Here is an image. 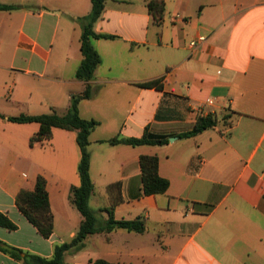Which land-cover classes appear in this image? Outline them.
Here are the masks:
<instances>
[{
  "label": "crops",
  "instance_id": "0c3cea01",
  "mask_svg": "<svg viewBox=\"0 0 264 264\" xmlns=\"http://www.w3.org/2000/svg\"><path fill=\"white\" fill-rule=\"evenodd\" d=\"M148 1L106 0L94 30L114 37L91 38L101 63L79 105L82 118L98 121L88 145L90 207L101 224L111 209L145 231L91 234L66 252V264H264V0H165L161 23ZM0 3L14 6L0 10V213L18 225H0V240L51 258L83 219L70 201L81 183L77 132L54 127L50 139L31 143L40 124L9 117L64 114L85 90L74 20L91 12L92 0ZM209 114L215 127L181 136ZM117 135L168 141L107 142ZM141 155L158 156L166 192L143 193ZM39 175L54 215L49 238L17 205ZM0 264L23 262L0 249Z\"/></svg>",
  "mask_w": 264,
  "mask_h": 264
},
{
  "label": "trees",
  "instance_id": "16d2710c",
  "mask_svg": "<svg viewBox=\"0 0 264 264\" xmlns=\"http://www.w3.org/2000/svg\"><path fill=\"white\" fill-rule=\"evenodd\" d=\"M106 0H92L91 12L77 18L82 26L81 51L82 61L77 70V76L87 82L85 90L80 94H74L71 97L67 112L59 114L53 110L50 113L39 115L21 114L11 116L9 119L14 122H37L40 124L39 131L31 138V143L39 140H47L52 136L54 127L64 128L77 132V142L81 149V159L78 164V173L81 183L78 186H72L70 190V201L82 214V223L74 238L55 246L54 254L51 258H46L37 254L28 253L24 250L8 246L0 240V249L10 254L13 258L21 260L23 264H66L65 255L71 248L79 247L85 238L91 234L110 232L115 228H124L128 231L143 232L145 226L140 220H116L113 211L110 209V218L106 224L99 223L97 211L90 207V197L94 191V182L90 174L91 155L88 150L90 143V134L98 125L95 119H84L80 116L79 105L84 99L92 95L90 81L94 77L95 71L101 63V56L97 49L92 45L93 37H114L111 34L97 33L94 30V24L101 17L105 9ZM149 13L156 23H161L164 11L165 0H149L147 3ZM13 5L0 3V10L13 9ZM146 85L154 84L147 82ZM218 124V118L212 114L199 116L192 130L183 133L182 137L195 136L208 128L215 127ZM168 140L164 138H152L145 135L142 138H121L118 135L107 140L112 145L129 144L138 146L142 144H164ZM140 169L142 178L143 193L146 195L164 193L168 190L170 182L167 178L159 174V158L157 155H141ZM17 205L22 213L32 222L45 237L49 238L54 232V215L50 207L49 193L47 190L46 179L39 175L33 190L22 189L17 196ZM0 225L9 230H16L18 225L9 217L0 213ZM94 264H119L106 259L99 258L93 261Z\"/></svg>",
  "mask_w": 264,
  "mask_h": 264
},
{
  "label": "built area",
  "instance_id": "2783aa9c",
  "mask_svg": "<svg viewBox=\"0 0 264 264\" xmlns=\"http://www.w3.org/2000/svg\"><path fill=\"white\" fill-rule=\"evenodd\" d=\"M203 39H205L204 36H200V37H199V40H203ZM197 43H198V41H196V40H195V41H192V42H191V46H195Z\"/></svg>",
  "mask_w": 264,
  "mask_h": 264
},
{
  "label": "rangeland",
  "instance_id": "374dc122",
  "mask_svg": "<svg viewBox=\"0 0 264 264\" xmlns=\"http://www.w3.org/2000/svg\"><path fill=\"white\" fill-rule=\"evenodd\" d=\"M74 21H76L79 25H81L79 22H78V20H74ZM82 27V26H81ZM80 33V32H79ZM76 36H78V31H77V33L75 34ZM73 39H74V36H73ZM57 41H58V39L56 40V42L55 43H57ZM56 45V44H55Z\"/></svg>",
  "mask_w": 264,
  "mask_h": 264
}]
</instances>
